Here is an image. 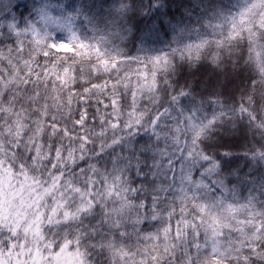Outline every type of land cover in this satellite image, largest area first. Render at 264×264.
<instances>
[{
  "label": "snow or ice",
  "instance_id": "6c2138e0",
  "mask_svg": "<svg viewBox=\"0 0 264 264\" xmlns=\"http://www.w3.org/2000/svg\"><path fill=\"white\" fill-rule=\"evenodd\" d=\"M18 8L0 0V264H264V0ZM205 63L223 79L181 83Z\"/></svg>",
  "mask_w": 264,
  "mask_h": 264
},
{
  "label": "trees",
  "instance_id": "16d2710c",
  "mask_svg": "<svg viewBox=\"0 0 264 264\" xmlns=\"http://www.w3.org/2000/svg\"><path fill=\"white\" fill-rule=\"evenodd\" d=\"M13 2L19 4L17 12H26L25 5L31 3V0H13ZM171 10L174 11V7ZM184 79L193 81L196 86L199 87L202 83L209 81L215 82L217 79H223V74L215 72L211 65L205 63L199 66L198 69L193 70L191 73L188 70H185L183 76L181 77V83H183Z\"/></svg>",
  "mask_w": 264,
  "mask_h": 264
}]
</instances>
